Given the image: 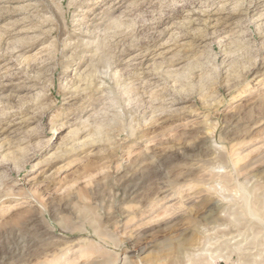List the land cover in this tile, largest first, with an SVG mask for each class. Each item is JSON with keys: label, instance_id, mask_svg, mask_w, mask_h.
I'll return each mask as SVG.
<instances>
[{"label": "rangeland", "instance_id": "1", "mask_svg": "<svg viewBox=\"0 0 264 264\" xmlns=\"http://www.w3.org/2000/svg\"><path fill=\"white\" fill-rule=\"evenodd\" d=\"M245 240L264 0H0V264H240Z\"/></svg>", "mask_w": 264, "mask_h": 264}, {"label": "bare ground", "instance_id": "2", "mask_svg": "<svg viewBox=\"0 0 264 264\" xmlns=\"http://www.w3.org/2000/svg\"><path fill=\"white\" fill-rule=\"evenodd\" d=\"M110 103V102H109ZM221 207H223V205L221 206ZM249 208V207H248ZM248 210V209H247ZM249 211V210H248ZM251 211V210H250ZM258 218V217H257ZM217 226V225H216ZM197 228V230L199 229L198 227H196ZM252 232V231H251ZM199 233H201V235H202V232H199ZM228 235V234H227ZM241 236V235H240ZM228 237V236H227ZM253 238V237H252ZM228 239V238H227ZM251 239V238H250ZM256 239H257V237H256ZM187 242H190V240H188V241H186L185 243H184V245L183 246H186L187 247V249L186 250H190L189 251V255H190V257L192 256L193 258L194 257H196V255H194V252H198V250H196L195 248H194V246H192V245H185ZM204 243H206V238H205V240L203 241ZM235 247H234V246ZM181 246V248L183 249V247H182V245H180ZM252 245H251V243L250 242H248V240H245V244H232V245H227V246H225V248H222L220 251H219V257H222L224 260L226 259V260H229L231 257H232V255L235 253V252H237L239 255H241L240 257V260H241V262H240V264H261V261H260V259L262 258V251L264 250V245L263 246H260L261 248L260 249H257V251H256V254L255 253H253L252 251H249L251 248H253V247H251ZM182 249H180V251L182 250ZM183 250H185V249H183ZM179 251V252H180ZM180 254H181V252H180ZM185 256H186V254H185ZM217 256V255H216ZM260 256V257H259ZM215 257V256H214ZM186 258V257H185ZM260 258V259H259ZM263 261V260H262ZM154 263H157V262H154ZM153 263V261H152V263H151V261H150V263L149 264H154ZM96 264H97V262H96Z\"/></svg>", "mask_w": 264, "mask_h": 264}]
</instances>
